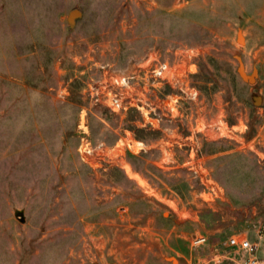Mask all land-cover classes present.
Segmentation results:
<instances>
[{
    "label": "rangeland",
    "instance_id": "rangeland-1",
    "mask_svg": "<svg viewBox=\"0 0 264 264\" xmlns=\"http://www.w3.org/2000/svg\"><path fill=\"white\" fill-rule=\"evenodd\" d=\"M149 57L196 99L164 85L144 122L86 96ZM82 109L121 156L81 160ZM240 233L263 257L264 0H0V264H237Z\"/></svg>",
    "mask_w": 264,
    "mask_h": 264
},
{
    "label": "built area",
    "instance_id": "built-area-1",
    "mask_svg": "<svg viewBox=\"0 0 264 264\" xmlns=\"http://www.w3.org/2000/svg\"><path fill=\"white\" fill-rule=\"evenodd\" d=\"M194 66V65H193ZM191 73V70L188 71ZM185 76L184 69L180 65H172L168 62L151 59L150 57L138 69L129 74H113L104 72L103 76L97 81L89 82L85 88V94L94 105H101L109 108L114 113H121L128 110L138 111L143 121H159L152 117L156 115V105L152 102V94L157 89L166 85L172 88L178 87L181 91L179 98L184 96L188 100H195L197 91L194 87L180 84L181 79ZM152 92V94L150 93ZM64 98L68 96L66 90L59 92ZM178 100L172 102L167 98L159 99L164 109L173 114L177 110ZM160 105V106H161ZM162 107L158 109L162 110ZM152 127L155 124L149 122ZM78 134L80 143L78 153L81 160L89 167L95 168L107 162V159H113V156L119 155L122 150L116 145L108 148L104 144L94 145L90 140L89 119L86 109H82L78 118ZM143 147V143H139ZM115 153V154H114ZM206 243V238L197 237L191 242L192 246H201ZM229 245L238 248L248 254V258L239 264H264V256L258 257L257 252L260 250L259 243L252 241L245 233H240L229 239Z\"/></svg>",
    "mask_w": 264,
    "mask_h": 264
},
{
    "label": "water",
    "instance_id": "water-1",
    "mask_svg": "<svg viewBox=\"0 0 264 264\" xmlns=\"http://www.w3.org/2000/svg\"><path fill=\"white\" fill-rule=\"evenodd\" d=\"M77 15H80V11L79 10L73 11L70 15V19L73 20ZM242 77L244 80H246L249 83H253L255 81V74L252 76H247L244 73H242ZM15 216L20 220L21 223H25L26 219L23 211L17 210L15 212Z\"/></svg>",
    "mask_w": 264,
    "mask_h": 264
},
{
    "label": "trees",
    "instance_id": "trees-1",
    "mask_svg": "<svg viewBox=\"0 0 264 264\" xmlns=\"http://www.w3.org/2000/svg\"><path fill=\"white\" fill-rule=\"evenodd\" d=\"M199 77L203 76L205 77V73H207V68L203 65V64H200L199 65ZM206 80H208V78H206ZM140 114L137 113V116L133 117V118H130L128 119V122L131 123V125L133 124V128H134V122L137 121V120H140ZM136 132H141V131H136Z\"/></svg>",
    "mask_w": 264,
    "mask_h": 264
},
{
    "label": "bare ground",
    "instance_id": "bare-ground-1",
    "mask_svg": "<svg viewBox=\"0 0 264 264\" xmlns=\"http://www.w3.org/2000/svg\"><path fill=\"white\" fill-rule=\"evenodd\" d=\"M243 39H241V41H242Z\"/></svg>",
    "mask_w": 264,
    "mask_h": 264
},
{
    "label": "crops",
    "instance_id": "crops-1",
    "mask_svg": "<svg viewBox=\"0 0 264 264\" xmlns=\"http://www.w3.org/2000/svg\"><path fill=\"white\" fill-rule=\"evenodd\" d=\"M237 264H239V262Z\"/></svg>",
    "mask_w": 264,
    "mask_h": 264
}]
</instances>
